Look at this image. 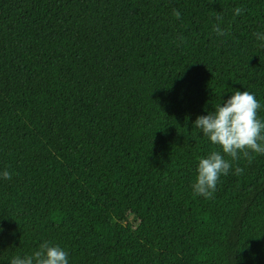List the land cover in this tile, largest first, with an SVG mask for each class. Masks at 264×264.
<instances>
[{"label": "trees", "instance_id": "obj_1", "mask_svg": "<svg viewBox=\"0 0 264 264\" xmlns=\"http://www.w3.org/2000/svg\"><path fill=\"white\" fill-rule=\"evenodd\" d=\"M255 34L264 0H0V264H264V154L192 190L199 115L247 90L264 120Z\"/></svg>", "mask_w": 264, "mask_h": 264}, {"label": "clouds", "instance_id": "obj_2", "mask_svg": "<svg viewBox=\"0 0 264 264\" xmlns=\"http://www.w3.org/2000/svg\"><path fill=\"white\" fill-rule=\"evenodd\" d=\"M243 9H234L239 16ZM173 16L180 18V12L173 10ZM217 20L222 17L217 16ZM213 31L218 36L228 33L219 24ZM264 40V34H255ZM260 101L247 90H236L226 101L214 106L207 115H199L193 122L203 136L214 146L206 157H201L197 165V175L192 184L194 195L211 199L216 191L221 175H228L232 168L231 161H238L241 154L251 162L252 154H264V120L259 116ZM225 156L231 160L225 159ZM243 169L237 167L235 174L240 175ZM0 178L11 180L8 170L0 172ZM9 264H69V253L58 244L43 242L31 254L16 255Z\"/></svg>", "mask_w": 264, "mask_h": 264}, {"label": "rangeland", "instance_id": "obj_3", "mask_svg": "<svg viewBox=\"0 0 264 264\" xmlns=\"http://www.w3.org/2000/svg\"><path fill=\"white\" fill-rule=\"evenodd\" d=\"M113 210L116 211V208L113 207ZM103 213V212H102Z\"/></svg>", "mask_w": 264, "mask_h": 264}]
</instances>
